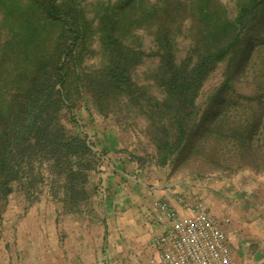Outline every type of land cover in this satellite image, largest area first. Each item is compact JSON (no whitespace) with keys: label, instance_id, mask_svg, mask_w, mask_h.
I'll list each match as a JSON object with an SVG mask.
<instances>
[{"label":"trees","instance_id":"trees-1","mask_svg":"<svg viewBox=\"0 0 264 264\" xmlns=\"http://www.w3.org/2000/svg\"><path fill=\"white\" fill-rule=\"evenodd\" d=\"M84 111L145 120L161 165L264 175V0H0V213L45 184L83 210Z\"/></svg>","mask_w":264,"mask_h":264},{"label":"crops","instance_id":"crops-1","mask_svg":"<svg viewBox=\"0 0 264 264\" xmlns=\"http://www.w3.org/2000/svg\"><path fill=\"white\" fill-rule=\"evenodd\" d=\"M119 155L118 150L108 155L117 162L105 189L111 223L103 216L104 230L96 237L85 216L84 230L60 228L52 251L41 248V255L35 250L28 261L25 256L10 264H159L158 237L165 229L158 219L160 204L190 216L201 202L225 232L236 264H264V175L252 171L203 186L173 178L166 170L136 174Z\"/></svg>","mask_w":264,"mask_h":264},{"label":"rangeland","instance_id":"rangeland-1","mask_svg":"<svg viewBox=\"0 0 264 264\" xmlns=\"http://www.w3.org/2000/svg\"><path fill=\"white\" fill-rule=\"evenodd\" d=\"M223 70L224 67L221 66L206 83L200 101H206L221 84ZM82 117L80 131L88 136L94 143L95 150L103 157L98 172L91 176L97 193L91 196L81 212H67L60 200L61 196H54L48 184L42 186L38 198L32 202L27 201L25 195L19 191L10 195L0 213V264L23 262L25 256L28 261L29 255L33 256L31 253L34 254L35 250L41 255V248L52 251L60 228L62 232L84 230L85 216L91 220V226L87 229L94 231L96 237L104 230L101 223L103 216L111 223V217L107 215L105 207V189L106 183L112 177V168L117 167L115 158H108L113 150L119 151L121 162L127 160V166L136 174L152 176L166 170L173 178L188 179L191 184L203 186L220 177L234 178L252 172L241 170L231 174L217 172L203 175L196 168L161 165L156 147L146 133L148 124L142 118L134 114L122 119L104 118L97 113L90 117L85 111ZM201 204L203 203L199 205Z\"/></svg>","mask_w":264,"mask_h":264},{"label":"built area","instance_id":"built-area-1","mask_svg":"<svg viewBox=\"0 0 264 264\" xmlns=\"http://www.w3.org/2000/svg\"><path fill=\"white\" fill-rule=\"evenodd\" d=\"M160 208L165 229L158 237L159 264H236L225 232L203 205L190 216H180L167 203Z\"/></svg>","mask_w":264,"mask_h":264}]
</instances>
